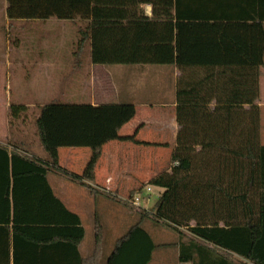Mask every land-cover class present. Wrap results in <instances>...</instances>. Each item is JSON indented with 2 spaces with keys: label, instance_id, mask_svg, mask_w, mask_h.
Returning a JSON list of instances; mask_svg holds the SVG:
<instances>
[{
  "label": "trees",
  "instance_id": "16d2710c",
  "mask_svg": "<svg viewBox=\"0 0 264 264\" xmlns=\"http://www.w3.org/2000/svg\"><path fill=\"white\" fill-rule=\"evenodd\" d=\"M245 1L6 0L11 21L86 22L76 46L78 59L90 43L94 65L166 66L179 72V132L172 167L148 182L163 192L153 211H136L137 222L116 242L106 264H127L116 263V259L137 246L146 254L157 249L145 231L148 222L158 227L166 224L177 231L182 264H264V145L257 105L264 67V11L257 12L252 26L226 22L232 19L231 11ZM249 1L254 8L264 4V0ZM147 5L153 8V19L145 16ZM26 112L28 108L22 105L10 107L13 120ZM136 114L132 103L45 105L35 125L48 161L0 146V172L15 173V181H45L50 172L64 171L61 149L86 148L92 153L90 161L81 177L71 179L94 181L108 144L149 146L139 142L137 135H120ZM6 179L10 184L9 176ZM86 187L95 195L93 188ZM142 190L131 192L129 198L135 199ZM14 193L16 209L12 216L9 212L7 225L0 226V233L6 237L0 250L7 254L4 264H9L11 255L14 264H41L34 252L48 249L59 253L52 264L105 263L103 226L98 215L95 251L84 259L80 246L85 229L72 226L73 215L52 193L50 197L61 208L53 240L44 234L50 228H41V235L31 232L35 228H19L25 220L42 223L38 218L42 216L39 211L20 210L22 196L16 189ZM44 217L49 219L50 212ZM11 222L15 224L12 228ZM31 252L32 257H22ZM141 260L150 259L146 256Z\"/></svg>",
  "mask_w": 264,
  "mask_h": 264
},
{
  "label": "crops",
  "instance_id": "0c3cea01",
  "mask_svg": "<svg viewBox=\"0 0 264 264\" xmlns=\"http://www.w3.org/2000/svg\"><path fill=\"white\" fill-rule=\"evenodd\" d=\"M262 2V0H258V3ZM5 9V11H7V2L5 4ZM144 11L146 17L153 19L152 6H145ZM262 11H264V4L263 6H259L258 4V6L254 8V5L249 0H246L238 9L231 11L230 17L232 19L226 22L252 26L256 24L254 18L256 17L257 12L259 15ZM52 20L47 21L50 22ZM66 22L72 24L74 28H77V30H79V28H83L85 25L84 23H86L81 20ZM125 22H128V20ZM25 38L28 39L26 36ZM42 47L47 52L51 45H43ZM22 48L23 53L20 55L19 62L23 57H28L29 53H35L34 43H29V45L26 44L25 47L22 45ZM37 49L39 50L40 48ZM86 50H89V57H87V60H85L86 56H88H85ZM91 50L92 47L89 43L87 44L81 58L78 59V57L74 54V65L79 62L76 66L82 67L85 61V63H87L85 65L89 67L90 74L87 79L79 81L80 83L77 88V90L81 92L79 95L86 93L87 96L84 97V99H88L90 102L86 104L93 106L119 103L134 104L137 108L136 117L131 123L122 129L120 135L121 137L137 135V140L139 142L149 144V146L135 145L129 142H118L132 147L126 149L124 146L122 148L120 146L117 147L112 145L115 142L108 144L105 146L102 158L97 164L94 181L78 179L77 181L71 180V182L63 180V178H65L63 174L67 178H71V176L79 178L83 175L84 171H80L79 160L81 157L79 154L80 151H84L83 149L85 148L79 149V152H77L78 154L68 150L66 151L64 158L61 154V149L60 166L64 171L50 172L45 181L40 178L37 179V181L33 179L15 181V173L10 172L9 174L5 173L6 175H3L4 173L0 172V226L7 225L6 220L9 218V212H11L12 216L13 211L16 209L15 203L17 197L14 193V189H16L22 196L19 207L20 210H31L35 211V213L36 211H39L42 216L38 217L39 219H42V223H35L33 220H23L24 223L22 222L18 225L19 228H35V230H31V232L40 233V235L43 233V229L41 228H50V230H46L44 234L51 235V240H53V228L58 225L59 211L61 208L58 203L54 202L52 196L50 197V194L52 193L53 196L56 197L57 201H59V203H61L63 207L73 215L74 218L70 217L72 226L79 225L85 229V238L80 246V252L84 259L90 258L95 251V228L97 224V215L100 219L99 222L103 226L105 251L107 243L115 240L118 237L119 229H122L123 227L124 220L114 218L112 203L107 195L116 197L126 204L130 199L129 196L131 192L145 187L154 177L163 172L169 171L172 167L171 158L172 153L177 146V136L179 132V126L177 123V81L179 72L175 68L166 66L94 65L91 58ZM44 59L45 57H42V60ZM41 62L42 63L38 64V66L42 68V71L46 69V66L57 64H47L48 62L45 61ZM7 65L8 67L14 66L13 62H11L9 58ZM69 66H71V64H69ZM0 68H2L0 69V82H9L8 77H10V75H6L7 70H5L2 65ZM42 71H40L41 74L44 73ZM47 78L49 79V77ZM150 81L152 82V86L148 87L147 84ZM0 90H2L1 87ZM145 96L157 97L159 100L151 101L150 99H143ZM11 105L12 104L8 103L5 94H2L1 96L0 93V115L3 113V117L0 118L2 121H0V146L8 148L9 145H7L6 142L9 141L10 136L8 125L9 119L6 114ZM257 105L261 111V143L264 145V67L262 70V77L260 79V97ZM22 106H25L28 109L30 107V105L26 104H22ZM247 110H249L248 107ZM14 143L15 144H10L12 149L26 151L27 154H25L29 157L37 158L36 155L32 156V154L29 153L30 151L33 152V149H31L32 142L30 138H26L21 135ZM107 149H109L108 165H106L105 160V152ZM136 149H143L139 152V154L141 153L140 155L144 157L141 161H144L147 165L149 164L150 167L154 169H151L143 176H138L136 174V170L132 168V165L138 162L136 158ZM9 150L11 149L9 148ZM126 151H129L130 153H126ZM84 155L89 160L92 153L87 155L85 153ZM163 161L166 163L163 164ZM8 176L11 181L10 184L6 183V178ZM64 183L71 184L73 188L67 190L66 188L61 187L64 186ZM82 184L93 188L95 195ZM48 189H50V191ZM79 189L87 191V193L91 196L90 198H87V202L85 203L86 205H82V200L78 198L77 193L80 191ZM54 210L56 211L55 217ZM45 212H50L49 219L44 217ZM109 214L111 215L110 219L103 217L104 215L108 216ZM21 216L23 219L25 214L22 213ZM14 225V222H11L10 227L12 228ZM3 239H6V237L0 233V250ZM210 247L212 248L213 246ZM155 251L156 250L153 249L150 254H146L145 250H141V248L137 246L136 248H132L130 251L126 252L120 258L116 259V263L166 264L162 261L154 262V260L150 259L152 253ZM32 253L33 252L26 253L22 255V257H32ZM34 253V257H36L39 260L38 262L41 264H52L56 262L59 254L57 250L54 249L40 250ZM104 255V264H106L107 258L110 257L111 253L106 251ZM6 256L7 254L5 252L0 251V264H4ZM146 256L149 257L151 262L150 260L147 262L141 260V257ZM177 257L178 258L172 264H182L179 262L178 254ZM9 264H14L12 255Z\"/></svg>",
  "mask_w": 264,
  "mask_h": 264
},
{
  "label": "rangeland",
  "instance_id": "374dc122",
  "mask_svg": "<svg viewBox=\"0 0 264 264\" xmlns=\"http://www.w3.org/2000/svg\"><path fill=\"white\" fill-rule=\"evenodd\" d=\"M5 4L6 0H0V66L2 65V67L7 70L6 75H10V77H8L9 82H0V87L2 89L0 93L1 96L5 94L8 103L12 105H30L28 112L22 114L18 120H13L10 117V109L7 110L6 115H8L9 119L10 139L6 144L9 145L12 151L13 149L10 147V144H15L14 142L19 139L21 135L26 138L28 137L31 139V149H33V152L30 151L29 153H31L32 156L36 155V159H39L41 162H47L48 156L42 148L40 139L36 134L35 122L39 116L40 108L52 103H90L88 99H84V97L87 96L86 93L79 95L81 92L77 90L80 83L79 81L87 79L90 75L89 67L85 65L87 63H85L84 60L82 67L76 66L79 62L74 65V54L76 52V44L79 39L78 35H80L81 28L77 30L72 24L55 19L50 22L27 20L9 21L6 17ZM84 24L86 25V23ZM25 36L28 37V39H26ZM29 43L35 44V53H29L28 57H23L19 62L20 55L23 53L22 45L25 47L26 44L29 45ZM43 45H51V47L46 52L42 47ZM37 48L40 49L38 50ZM85 56V60H87V57H89V50L85 51ZM42 57H45V59L42 60ZM8 58L13 62L14 66L8 67ZM41 61L48 62L47 64H57L46 66V69L42 71V68L38 66V64L42 63ZM69 64H71V66H69ZM40 71L44 73L41 74ZM47 77H49V79ZM147 86H152V82L150 81ZM143 99H150L151 101L159 100V98L153 96H145ZM2 117L3 113L0 115V118ZM112 145L122 148L124 146L126 149L132 148L127 144L118 142ZM68 150L75 154L79 152V149H62L61 154L63 158ZM83 150L84 151L81 150L79 154L81 157L79 160L80 171H84L90 160H88L84 154H91L89 149L85 148ZM142 150L143 149H136V158L138 162L132 165V168L136 170L138 176H143L151 169L154 170L149 164L147 165V163L141 161L144 159V157L140 155L141 153L139 154ZM18 152L25 153L23 150H19ZM108 153L109 149L105 152L106 165L109 164ZM126 153L130 152L126 151ZM164 163L166 162L163 161V164ZM63 176L65 177L63 178L65 181L72 180L71 178H67L64 174ZM61 187L67 190L73 188L69 183H64V186ZM79 190L80 191L77 193L78 198L82 200V205H86L87 198L91 196L87 191L83 189ZM162 192L163 190L147 184L143 187L141 194L138 196L140 198V208L131 206L128 203L125 204L122 200L107 195L112 203L114 218L124 220L122 229H119L118 237L112 240V242L107 243V252L112 253L116 242L128 233L130 228L137 222L136 219H138V217L136 218V211L139 209L153 211ZM103 217L110 219L111 215H104ZM145 231L150 233L152 246H157V249H155L156 251L152 253L150 259L154 260V262L162 261L166 264L174 263L178 258L177 254L179 256V249L176 246L179 239L177 231L166 224H161L158 227L154 225L153 222H148L146 224ZM182 231L190 236L187 230L182 229Z\"/></svg>",
  "mask_w": 264,
  "mask_h": 264
},
{
  "label": "built area",
  "instance_id": "2783aa9c",
  "mask_svg": "<svg viewBox=\"0 0 264 264\" xmlns=\"http://www.w3.org/2000/svg\"><path fill=\"white\" fill-rule=\"evenodd\" d=\"M150 191V189H149ZM128 204H130L131 206H135V207H138L140 208V198L137 196L135 199H130L127 201Z\"/></svg>",
  "mask_w": 264,
  "mask_h": 264
}]
</instances>
